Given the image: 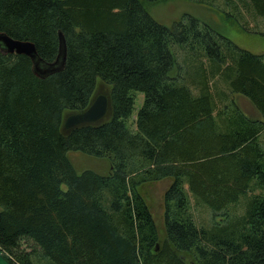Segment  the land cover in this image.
<instances>
[{"label": "trees", "instance_id": "obj_1", "mask_svg": "<svg viewBox=\"0 0 264 264\" xmlns=\"http://www.w3.org/2000/svg\"><path fill=\"white\" fill-rule=\"evenodd\" d=\"M167 1L0 0V34L33 44L46 64L59 33L66 46L62 70L45 78L26 56L0 53V253L10 264H264V54L191 16L157 23L147 6ZM224 1L238 20L264 22V0ZM98 82L111 118L62 136L63 115L84 110ZM72 153L103 161L105 174L77 172ZM162 181L160 233L140 188ZM190 197L210 226L195 223Z\"/></svg>", "mask_w": 264, "mask_h": 264}, {"label": "rangeland", "instance_id": "obj_2", "mask_svg": "<svg viewBox=\"0 0 264 264\" xmlns=\"http://www.w3.org/2000/svg\"><path fill=\"white\" fill-rule=\"evenodd\" d=\"M147 11L152 19L166 27H171L174 22H177L183 16H191L205 25H209L214 31L227 38L239 48L254 54H264V37L259 35V33L264 32V22L259 18L246 19L243 22L238 20L224 0H213L210 5H200L195 0H168L164 3L147 6ZM100 91L104 94L107 90L101 87ZM133 94L135 97L134 116L142 105L143 95L139 92H134ZM235 99L238 107L246 116L250 119L258 118V114L247 101L238 97ZM127 125L130 127L131 120L128 121ZM69 157L77 172L85 169L93 170L101 174H105L106 172V165L101 163L103 161L78 153H72ZM168 185V181H162L146 184L140 188L141 194L155 219L160 233L163 232L162 198ZM250 195V193H247L246 196L242 197L239 204L242 202L245 204V199ZM190 200L195 223L198 226H210L212 219L211 211L204 205L194 207L193 198L190 197ZM244 209L245 205L242 207L239 206L235 213L238 215L243 214ZM227 213L230 214L229 211ZM220 220L221 217L216 219L218 222Z\"/></svg>", "mask_w": 264, "mask_h": 264}, {"label": "water", "instance_id": "obj_3", "mask_svg": "<svg viewBox=\"0 0 264 264\" xmlns=\"http://www.w3.org/2000/svg\"><path fill=\"white\" fill-rule=\"evenodd\" d=\"M59 48L56 60L52 64L44 63L36 54L33 44L13 40L5 34H0V53L23 55L30 59L33 73L39 78L58 73L65 61L66 46L63 36L59 33ZM100 85L106 88L104 94ZM112 116L110 89L102 82H98L87 107L79 112H66L63 115L60 133L68 136L77 129L97 127L107 122ZM0 264H10L0 253Z\"/></svg>", "mask_w": 264, "mask_h": 264}]
</instances>
